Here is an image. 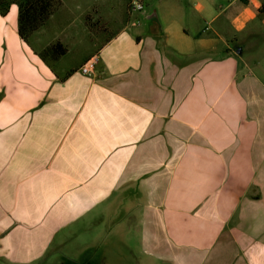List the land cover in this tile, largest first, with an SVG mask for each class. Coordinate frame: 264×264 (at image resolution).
Instances as JSON below:
<instances>
[{"label":"crops","instance_id":"0c3cea01","mask_svg":"<svg viewBox=\"0 0 264 264\" xmlns=\"http://www.w3.org/2000/svg\"><path fill=\"white\" fill-rule=\"evenodd\" d=\"M60 1L27 41L0 14V264H264V67L231 44L264 0H191L202 32Z\"/></svg>","mask_w":264,"mask_h":264},{"label":"rangeland","instance_id":"374dc122","mask_svg":"<svg viewBox=\"0 0 264 264\" xmlns=\"http://www.w3.org/2000/svg\"><path fill=\"white\" fill-rule=\"evenodd\" d=\"M85 1L91 6L100 5L102 6V8H104L103 5L107 3L106 0H85ZM67 2L71 4L73 1L67 0ZM197 2L201 6H204L205 9H207L211 14H217V13L223 14L221 9L224 6H229L230 4L233 5L235 3L234 0H197ZM68 3L66 4V7L68 6L71 7L70 4ZM239 4H241V2H239ZM175 5L177 6L182 5V9L184 11L183 20H185V23L188 25V27L186 28L190 29L192 27H195L196 28L195 32L199 30L200 26H201V32H202V27L211 28L210 23H206V22H209V20L204 19L202 17V14L198 11V8L193 6L191 0H146L145 11L151 17L158 16L160 19H163L166 16H168L170 10L174 8ZM233 7H235V5L232 6V9ZM232 9L229 8V13L232 11ZM69 12H70V9L66 8L65 11L59 17L57 16V18L55 19H57V21L64 22L66 18H68ZM139 15L140 14H134L133 16L136 17ZM136 21H135V24L137 25ZM191 22L195 23V25L192 24ZM141 24H142V29L144 30L148 29L147 20L141 19ZM106 34H107V37L109 35L112 36V31H110L108 27L106 28ZM204 36L209 37V33L207 32L206 34H204ZM237 40L233 39L231 41V44H233V46H238L240 49L245 48V49H242L244 50L243 58L247 60L251 59L250 61H252L255 64L257 62H261L262 66L264 67V31H263V35L260 36V38H257L255 42H245L244 41L243 43V41L241 40V37L240 39H237ZM53 49L56 52L58 51V49L56 50L53 47H49L43 51V55H46V56L52 55ZM58 52L61 54V52H64V51L63 49L60 48Z\"/></svg>","mask_w":264,"mask_h":264},{"label":"trees","instance_id":"16d2710c","mask_svg":"<svg viewBox=\"0 0 264 264\" xmlns=\"http://www.w3.org/2000/svg\"><path fill=\"white\" fill-rule=\"evenodd\" d=\"M60 5V0H0V14L7 16L12 7L17 6L18 32L27 41L44 27Z\"/></svg>","mask_w":264,"mask_h":264},{"label":"built area","instance_id":"2783aa9c","mask_svg":"<svg viewBox=\"0 0 264 264\" xmlns=\"http://www.w3.org/2000/svg\"><path fill=\"white\" fill-rule=\"evenodd\" d=\"M246 2L248 0H242ZM146 0H130L129 2V13L131 16L134 14H142L145 11ZM138 23H140L138 21ZM98 63V58L93 57L89 59L81 68V73L85 76H91L94 74L96 66Z\"/></svg>","mask_w":264,"mask_h":264}]
</instances>
